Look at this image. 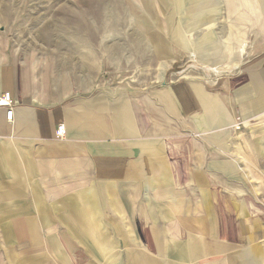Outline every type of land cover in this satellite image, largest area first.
I'll return each mask as SVG.
<instances>
[{"label":"crops","instance_id":"crops-1","mask_svg":"<svg viewBox=\"0 0 264 264\" xmlns=\"http://www.w3.org/2000/svg\"><path fill=\"white\" fill-rule=\"evenodd\" d=\"M229 1L231 23L177 35L175 72L165 39H98L103 17L22 39L0 8V264H264L263 1Z\"/></svg>","mask_w":264,"mask_h":264},{"label":"rangeland","instance_id":"rangeland-1","mask_svg":"<svg viewBox=\"0 0 264 264\" xmlns=\"http://www.w3.org/2000/svg\"><path fill=\"white\" fill-rule=\"evenodd\" d=\"M261 1H263L264 19V0H260V2ZM113 2L120 5V1L114 0ZM186 2L187 0H172V3L169 2L167 5L166 3L162 5V9L164 8L162 10L159 5H156L158 4V1L154 0L152 14L146 12L149 16L145 17H139L138 14L129 17V14L125 12L126 10H121L124 12L123 14L112 15L111 13V16L109 17L105 14L98 16L96 8L99 1L97 2V0H0V8L7 4V8L12 9L9 12L8 19H12L14 26L18 27L19 35L22 39H29L32 37L34 40H64L67 38V29L76 30L77 26L80 24L94 25L98 17H103V25H105L104 31L101 34L98 32V39H100V36L102 38L103 35L104 39H165L167 40L168 45H172L168 46L167 54L169 56H174L176 53L180 52L179 49L174 46V43L178 41L176 39L177 35H184L188 39L192 38V32H185V30L191 29L190 25L193 24L194 18L196 21L199 20L196 28H204L206 24L214 25L217 22L221 24L231 23L230 16L226 15L225 10L228 2H230L229 0H202L200 1V5H196L193 1ZM193 3L194 5L192 6L191 4ZM154 4L156 6V10ZM84 8H88L87 12L89 15L88 17L83 16L85 20L83 22L79 10L81 9V12H83ZM212 9H216L217 12L221 10L222 15L219 17L220 19H218L213 12H210ZM208 10H210V13ZM198 11L200 12L199 14H201L200 17H197ZM12 13L13 15H11ZM182 13L188 18V22H186L185 25L183 24L182 17L180 16ZM249 17L253 18L251 17L250 12ZM113 18H115V21ZM99 21H101V18ZM69 24L74 26L68 27ZM248 24V43L250 45L254 42L256 33L255 30H253V27L251 28L250 23ZM143 27L151 29L147 32H141L139 29H142ZM161 27L162 30H160ZM209 29L210 28L207 30ZM48 30H50V33H48ZM51 30H54V33ZM197 33H207V31H199L195 34ZM74 36H72L73 39H80L79 33ZM93 36L94 33H91L89 30L86 35H81V39L84 37L90 39L93 38ZM66 50L67 48H57V51L65 52ZM178 55L180 56V53ZM190 59L191 57L189 56V53L187 51L184 52V54L180 56V59L177 60V64H174L172 71L175 72L178 70V65L180 64L189 63Z\"/></svg>","mask_w":264,"mask_h":264},{"label":"built area","instance_id":"built-area-1","mask_svg":"<svg viewBox=\"0 0 264 264\" xmlns=\"http://www.w3.org/2000/svg\"><path fill=\"white\" fill-rule=\"evenodd\" d=\"M14 101L9 92L0 93V109L4 110V117L8 123L13 122L14 116ZM64 128L59 126L56 132V138L61 139L63 137ZM264 162V159H263Z\"/></svg>","mask_w":264,"mask_h":264},{"label":"bare ground","instance_id":"bare-ground-1","mask_svg":"<svg viewBox=\"0 0 264 264\" xmlns=\"http://www.w3.org/2000/svg\"><path fill=\"white\" fill-rule=\"evenodd\" d=\"M162 71V70H161ZM217 72V71H216Z\"/></svg>","mask_w":264,"mask_h":264}]
</instances>
